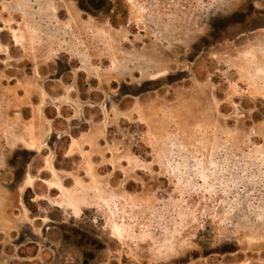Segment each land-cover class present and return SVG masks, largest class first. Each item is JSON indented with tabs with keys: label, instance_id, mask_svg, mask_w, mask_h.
Listing matches in <instances>:
<instances>
[{
	"label": "rangeland",
	"instance_id": "obj_1",
	"mask_svg": "<svg viewBox=\"0 0 264 264\" xmlns=\"http://www.w3.org/2000/svg\"><path fill=\"white\" fill-rule=\"evenodd\" d=\"M0 264H264V0H0Z\"/></svg>",
	"mask_w": 264,
	"mask_h": 264
}]
</instances>
